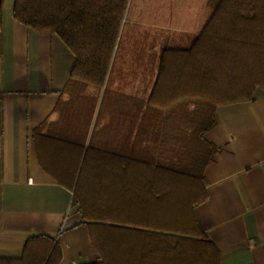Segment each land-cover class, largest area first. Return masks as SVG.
<instances>
[{"label": "trees", "instance_id": "16d2710c", "mask_svg": "<svg viewBox=\"0 0 264 264\" xmlns=\"http://www.w3.org/2000/svg\"><path fill=\"white\" fill-rule=\"evenodd\" d=\"M128 3L12 5L15 21L58 36L74 54L67 89L77 100V114L87 120L85 130L98 106L68 186L99 256L79 264H217L194 215L206 199L203 172L215 151L204 135L215 124L218 106L253 100L257 90L264 91V0H218L189 47L160 50L151 87L140 97L106 87ZM102 108L110 112L107 120ZM116 116L123 130L118 154L98 139L99 132L114 131ZM60 255L56 241L41 237L27 242L21 258L0 264H58Z\"/></svg>", "mask_w": 264, "mask_h": 264}, {"label": "crops", "instance_id": "0c3cea01", "mask_svg": "<svg viewBox=\"0 0 264 264\" xmlns=\"http://www.w3.org/2000/svg\"><path fill=\"white\" fill-rule=\"evenodd\" d=\"M12 5L0 0V259H19L30 239L45 237L60 248L58 264L94 262L99 256L68 189L92 128L90 120L85 130L67 89L75 56L58 36L15 21ZM215 7L201 22H184L190 31L174 30L183 33L171 39L174 48L189 47ZM142 71L120 70L106 87L131 95L147 88L135 95L146 96L156 68L148 77ZM214 117L204 135L215 151L203 172L206 199L194 207L197 225L217 264H264V91L218 106ZM119 126L116 116L114 131L98 135L111 153H122Z\"/></svg>", "mask_w": 264, "mask_h": 264}, {"label": "rangeland", "instance_id": "374dc122", "mask_svg": "<svg viewBox=\"0 0 264 264\" xmlns=\"http://www.w3.org/2000/svg\"><path fill=\"white\" fill-rule=\"evenodd\" d=\"M217 2L218 0H129L120 25L108 80L116 78L120 70L132 67L143 70V76L148 77L151 70L156 68L159 51L164 47H176L171 39L183 33L174 30L179 28L190 31L193 26L184 25V22H201V19H206ZM190 14L192 15L189 16ZM194 16L197 17L196 21ZM178 47L183 48L182 45ZM139 88L143 86L140 85ZM146 91L147 88L131 93L144 95ZM123 92L130 94L126 89ZM97 108L98 106L92 125ZM109 113L102 108L103 120L109 118Z\"/></svg>", "mask_w": 264, "mask_h": 264}]
</instances>
